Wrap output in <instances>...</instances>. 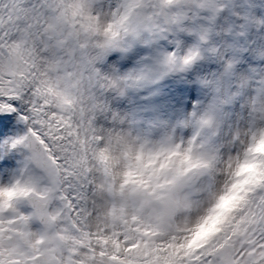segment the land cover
Wrapping results in <instances>:
<instances>
[{
  "label": "snow or ice",
  "instance_id": "snow-or-ice-1",
  "mask_svg": "<svg viewBox=\"0 0 264 264\" xmlns=\"http://www.w3.org/2000/svg\"><path fill=\"white\" fill-rule=\"evenodd\" d=\"M179 2L151 0L148 13L149 0H120L105 13L93 0H0V175L8 180L15 150L40 174L0 183V264H264V129L223 173L194 141L183 153H146L147 141L134 159L125 151L121 187L139 206L103 228L88 223L89 151L103 141L96 114L106 110L94 88L110 82L87 54L161 23ZM15 120L26 134H10Z\"/></svg>",
  "mask_w": 264,
  "mask_h": 264
},
{
  "label": "rangeland",
  "instance_id": "rangeland-1",
  "mask_svg": "<svg viewBox=\"0 0 264 264\" xmlns=\"http://www.w3.org/2000/svg\"><path fill=\"white\" fill-rule=\"evenodd\" d=\"M241 1L243 6L245 0ZM117 2L116 0H93L96 8L98 10H103L105 13L110 8H114L117 5ZM149 2L152 6V9H155L156 4L151 3V0H149ZM256 2H260L261 11L258 18H256L254 15V3L250 16V33L247 31L245 24L246 8L244 6L242 10L235 8L233 5L234 0H181L183 8L178 11H171L172 13L170 14L172 18H170L171 16L168 14V12H166L167 9L161 16V19L163 18L165 23H167V21L170 19V22L172 23L171 26L173 25L172 30L168 29L166 25L162 26L160 23L150 25L157 32L162 41L167 45L166 51L159 48V56L161 60L167 63L168 56L174 55L176 58L179 57L180 60L175 65L169 64L168 62L171 70H173L174 73H176L180 78L187 79L193 83L201 81L205 84L208 90V95L199 104V106L204 109L203 112H205L206 109L210 108L215 103L217 107V100L214 98V96L211 95L210 97L209 95L210 85L214 80H216L215 75L217 73L218 66H220L223 60L222 56H225V52L227 50H231V46H233L234 32L232 29L234 26L238 27L235 34H239L242 38V43H240L241 46H239V44L237 45V54H245L250 51V56L248 55V58H250L249 63L241 65L238 72L231 75V86L227 89L228 97L233 98L238 102L239 110L234 113L229 109L226 110L224 113V128L221 131H218L216 124L217 118L214 114H212L215 119V123L213 125L214 140L217 137H222L223 139L222 144L219 146L220 148L218 147L221 149V153L219 155L220 159H217L216 157L217 161L224 160L228 163V158L230 157L229 155L235 151L241 152L242 156L246 147L251 143V137L253 136L252 133H248L243 139L241 131L244 127H250V119H248L247 115L248 112L243 109V107L250 105L252 94L249 92V88H252L258 84L259 79L257 78L256 73L258 67L257 65L260 61V58H264V28L260 30V32H262L260 33L262 40H260L255 47L251 46L250 48L246 45L251 39L250 35L256 24H258L259 27L264 26V0H258ZM226 3L229 4L227 8V14L224 13L223 20H219L218 10L222 7H225ZM147 11L148 13H151L149 9ZM238 20L239 22H237ZM202 25L206 28L204 31L200 29ZM166 29L169 30L167 33ZM208 37L211 39L209 40ZM175 44L181 49V51L179 49L177 54L173 53V45ZM112 50L113 48L103 49L99 47H93L89 50L87 55L93 72L100 77L101 81L111 78L117 82L118 86L116 87L103 86L100 82H98L97 86L94 88V95L96 96L97 102L106 106V110H100L96 114V126L101 129L115 130V127L109 123L119 110V105L117 102L118 99L122 98V93L130 98L129 86L131 78L127 77L126 80L123 81L122 76L126 72L128 66H121L118 63L117 58L112 54ZM193 54L198 55H196V58L190 63L185 64V59ZM208 58L209 62L211 59H213V63L217 64V68L214 72L208 73L206 71L200 69L197 70L194 68V64L196 62L205 63L207 62ZM225 69H228V67H224V70ZM209 98L211 99V102ZM193 114L194 113L191 112V110H188L186 113H184V117L182 119L178 118L173 122L172 128L178 132L179 122L184 120L188 123L190 117ZM157 121L159 125V134H157V138L163 140L167 137L165 122L160 117V115H158ZM261 121L264 123V114L261 115ZM16 127H18V124H16ZM14 128L15 125L13 129ZM19 134L23 135L21 131ZM214 151H217V149ZM212 155L214 156V154ZM8 172V180H5L4 177L0 175V183H9L14 180L13 169H8ZM39 175L40 174L37 171L31 178H38Z\"/></svg>",
  "mask_w": 264,
  "mask_h": 264
},
{
  "label": "bare ground",
  "instance_id": "bare-ground-1",
  "mask_svg": "<svg viewBox=\"0 0 264 264\" xmlns=\"http://www.w3.org/2000/svg\"><path fill=\"white\" fill-rule=\"evenodd\" d=\"M258 1V0H256ZM255 1V7H254V15L256 16V18H258L259 14H260V2H256ZM117 2V0H116ZM117 4H119V0L117 2ZM235 8H239L240 10L243 9L242 6V1L241 0H234L233 3ZM229 4L226 3L225 7H222L218 10V16H219V20H223V15L224 13L227 14V8H228ZM183 6L181 4V0L178 4L173 5L172 7H170L169 9H167L166 12H168V14L171 16L170 13H172L171 11H178L180 9H182ZM149 11H152V6L149 8ZM172 18V16L170 17ZM239 22V20L237 21ZM143 24V23H142ZM139 25L135 31L134 34H137V31H139L140 33H142V28L143 26ZM162 26L166 25L168 29L172 30V26H171V22L170 19L169 21H167V23H165V20L162 18L161 19V23ZM144 25V24H143ZM145 26V25H144ZM142 27V28H141ZM263 27H259L258 24H256V26L254 27V29L251 32L250 35V41L246 44L247 46H249L251 48L255 47L260 40H262L261 36H260V30L263 29ZM168 29H166V33L169 31ZM201 30H205L206 28L200 27ZM238 29L237 26L233 27V32H234V37H233V46H231V50H227L225 52V56L223 57V60L221 62L220 66H218L217 68V64L213 63V59L210 60L209 62V58L207 60V62H196L194 64V68L195 69H200L203 71H206L208 73H212L217 70V73L215 75L216 80H214L211 85H210V97L211 95L214 96V98L217 100V107L215 108V111L213 112V114L216 116L217 118V128L218 131L223 130L224 128V113L226 112V110H231L233 113L237 112L239 110V104L238 102L233 99V98H229L227 95V89L231 86V75L232 74H236V72H238V70L240 69L241 65H245L246 63H249V56H245L242 53L240 55H238L237 53V45L239 44V46H241L240 43H242V38L239 34H235L236 30ZM243 29V28H242ZM255 37V38H254ZM209 40L211 39L210 37H208ZM254 38V39H253ZM125 43V42H123ZM166 46H162L161 49L166 51ZM181 51V49H180ZM180 53V52H179ZM111 58V57H110ZM169 60H174V65L178 63V61L180 60L179 57L176 58V56L174 55H170L168 56V62ZM212 61V62H211ZM228 67V69L224 70V67ZM257 78L259 79L258 84L254 87H250L249 88V92L252 94L251 97V101H250V105L247 107H243V109H245L248 113V119H250V127H244L243 130L241 131L243 139L246 137V134L248 133H252L253 135L256 134L257 132H259L261 129H264V123L261 121V115L264 114V63H259V65H257ZM127 68V67H126ZM170 68V67H169ZM168 68V69H169ZM137 69V71H136ZM134 67V65H128V68L126 70V72L124 73V75L122 76L123 81L126 80L127 77H130L131 79H134V77H136L137 73H138V68ZM153 70L152 65H144L142 67H139V72L141 74V76L137 78V80L139 79V82L143 83L149 90L148 93L143 94L142 96V101H145L146 105H144V107L142 108L143 112H150L151 111V106L149 103H151V101L154 99V90L151 87V85L153 83H150V81L148 82L147 78H146V74H150V71ZM167 78L171 79L170 74L168 73V71L164 70L157 76V80H156V85L157 87H164L166 85H168L169 83H167ZM208 95V94H207ZM210 102L211 99L209 98ZM213 100V99H212ZM118 105H119V110L116 113L115 117L112 119V121L109 123L110 125L112 124L113 127H115L116 129H130L133 130L134 132H136L138 135H141L143 137H145V133L144 131H142L143 125L139 122L138 116L136 114V111L131 103V99L122 93V98L118 99ZM191 107V106H190ZM192 112L194 111V113H200L203 112L204 109H200V111L194 110V108L190 109ZM160 117L164 120L165 122V127H166V138H171L172 136H179L182 139H186V135H181L179 132H176L173 128V122L180 118L182 119L184 117V113L181 109V106L178 103H174V104H169V103H163L160 109ZM184 121V120H181ZM193 123H195V121L189 120L188 124L192 125ZM180 125V122L178 124V126ZM195 125V124H194ZM23 129L22 131L15 126V128L13 129V131L11 132V135L13 136H20V131L24 134L27 132V128L25 127V125L22 126ZM197 127V124L196 126ZM153 140L159 141L160 139L157 138V136H155L153 138ZM222 137H217L215 140H213L210 145H209V151L210 154H214L215 157H217V159H220V150L219 149L220 145L222 144ZM219 147V148H218ZM215 149H217V151H214ZM219 149V150H218ZM25 151V150H24ZM214 151V152H213ZM23 156H25V160H24V169H25V175L27 174V171H31L33 170V168L29 167L28 165V153L22 152ZM230 157L229 162L235 161L238 157H241V152L239 151H235L233 153H231L229 155ZM224 161V160H222ZM228 162V163H229ZM8 172V170H7ZM9 173V172H8ZM20 174V172L18 171L17 173V178L18 175ZM108 226V225H107ZM101 228H103L104 226H100Z\"/></svg>",
  "mask_w": 264,
  "mask_h": 264
},
{
  "label": "clouds",
  "instance_id": "clouds-1",
  "mask_svg": "<svg viewBox=\"0 0 264 264\" xmlns=\"http://www.w3.org/2000/svg\"><path fill=\"white\" fill-rule=\"evenodd\" d=\"M126 39V37H125ZM110 87H116L117 82L108 79ZM190 120L197 122L200 129H211L215 123V119L211 114L196 113L190 117ZM207 121V123H202ZM103 141L90 148L88 158V209L90 216L88 223L92 228L107 226L123 216L130 218L134 213V207L139 206V197L133 196L130 192L131 185L121 187L124 184L125 172L127 171L128 163L124 152L131 153L134 159L136 153L140 150L141 145H145L144 151H158L164 149H174L183 153L189 148V142L194 141L192 147L196 154H209V146L201 142L199 136L182 139L179 136H172L170 139L153 140L138 135L130 129H103ZM93 151L99 154L103 152L106 156V161H100L93 155ZM179 159V157H177ZM227 162L217 161L216 170L218 173H223L226 170ZM43 189V184L36 186L34 198L39 196ZM148 209L144 212L147 214Z\"/></svg>",
  "mask_w": 264,
  "mask_h": 264
}]
</instances>
